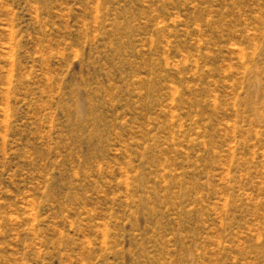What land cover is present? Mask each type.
<instances>
[{
  "label": "rangeland",
  "instance_id": "rangeland-1",
  "mask_svg": "<svg viewBox=\"0 0 264 264\" xmlns=\"http://www.w3.org/2000/svg\"><path fill=\"white\" fill-rule=\"evenodd\" d=\"M0 264H264V0H0Z\"/></svg>",
  "mask_w": 264,
  "mask_h": 264
}]
</instances>
